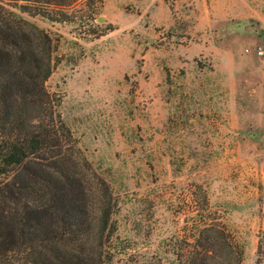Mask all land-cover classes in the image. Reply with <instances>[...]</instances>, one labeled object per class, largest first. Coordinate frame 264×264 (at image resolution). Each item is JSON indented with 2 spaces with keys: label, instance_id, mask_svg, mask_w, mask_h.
I'll use <instances>...</instances> for the list:
<instances>
[{
  "label": "rangeland",
  "instance_id": "1",
  "mask_svg": "<svg viewBox=\"0 0 264 264\" xmlns=\"http://www.w3.org/2000/svg\"><path fill=\"white\" fill-rule=\"evenodd\" d=\"M22 15L54 42L46 87L91 199L114 203L112 264H177L207 226L238 264H264V0H74Z\"/></svg>",
  "mask_w": 264,
  "mask_h": 264
},
{
  "label": "trees",
  "instance_id": "2",
  "mask_svg": "<svg viewBox=\"0 0 264 264\" xmlns=\"http://www.w3.org/2000/svg\"><path fill=\"white\" fill-rule=\"evenodd\" d=\"M72 1L0 0V264L113 263L114 203L107 190L91 199L60 98L46 87L54 42L22 15ZM194 241L177 264L239 263L218 227Z\"/></svg>",
  "mask_w": 264,
  "mask_h": 264
},
{
  "label": "built area",
  "instance_id": "3",
  "mask_svg": "<svg viewBox=\"0 0 264 264\" xmlns=\"http://www.w3.org/2000/svg\"><path fill=\"white\" fill-rule=\"evenodd\" d=\"M258 53H259V54L263 53V50H262V49H260V50L258 51Z\"/></svg>",
  "mask_w": 264,
  "mask_h": 264
}]
</instances>
